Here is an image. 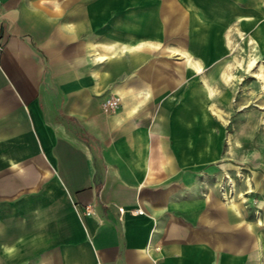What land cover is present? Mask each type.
Listing matches in <instances>:
<instances>
[{
  "label": "crops",
  "instance_id": "0c3cea01",
  "mask_svg": "<svg viewBox=\"0 0 264 264\" xmlns=\"http://www.w3.org/2000/svg\"><path fill=\"white\" fill-rule=\"evenodd\" d=\"M240 39L264 0H0V264H264Z\"/></svg>",
  "mask_w": 264,
  "mask_h": 264
},
{
  "label": "rangeland",
  "instance_id": "374dc122",
  "mask_svg": "<svg viewBox=\"0 0 264 264\" xmlns=\"http://www.w3.org/2000/svg\"><path fill=\"white\" fill-rule=\"evenodd\" d=\"M234 47V54L228 60L233 64L234 70L227 72L230 84L238 83L239 86L235 87L233 112H253L256 115V135L253 137L259 146L260 141L264 142V54L246 39L237 40ZM251 57L255 58V63L248 66L249 61L253 60ZM240 116L242 118V115ZM241 118H236L234 122L241 121ZM231 122L230 118L225 119L226 124Z\"/></svg>",
  "mask_w": 264,
  "mask_h": 264
},
{
  "label": "built area",
  "instance_id": "2783aa9c",
  "mask_svg": "<svg viewBox=\"0 0 264 264\" xmlns=\"http://www.w3.org/2000/svg\"><path fill=\"white\" fill-rule=\"evenodd\" d=\"M2 47H3V44L2 42L0 41V51L2 50ZM119 104V98L117 96H109L107 97L102 105L105 109H112V108H115L117 105ZM137 211V210H136ZM93 264H100L98 261H96L95 263Z\"/></svg>",
  "mask_w": 264,
  "mask_h": 264
},
{
  "label": "bare ground",
  "instance_id": "6f19581e",
  "mask_svg": "<svg viewBox=\"0 0 264 264\" xmlns=\"http://www.w3.org/2000/svg\"><path fill=\"white\" fill-rule=\"evenodd\" d=\"M249 63L252 64L253 63V60H250Z\"/></svg>",
  "mask_w": 264,
  "mask_h": 264
},
{
  "label": "snow or ice",
  "instance_id": "6c2138e0",
  "mask_svg": "<svg viewBox=\"0 0 264 264\" xmlns=\"http://www.w3.org/2000/svg\"><path fill=\"white\" fill-rule=\"evenodd\" d=\"M11 251V250H10Z\"/></svg>",
  "mask_w": 264,
  "mask_h": 264
}]
</instances>
